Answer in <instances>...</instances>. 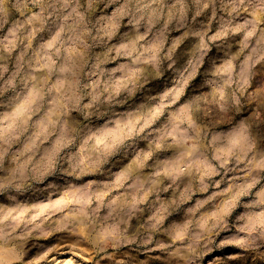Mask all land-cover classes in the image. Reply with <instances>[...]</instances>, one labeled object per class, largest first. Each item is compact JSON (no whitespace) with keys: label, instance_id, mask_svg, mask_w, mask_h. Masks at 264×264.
Returning <instances> with one entry per match:
<instances>
[{"label":"rangeland","instance_id":"obj_1","mask_svg":"<svg viewBox=\"0 0 264 264\" xmlns=\"http://www.w3.org/2000/svg\"><path fill=\"white\" fill-rule=\"evenodd\" d=\"M0 264H264V0H0Z\"/></svg>","mask_w":264,"mask_h":264}]
</instances>
